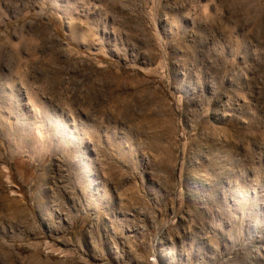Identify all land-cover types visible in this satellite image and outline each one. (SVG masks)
I'll use <instances>...</instances> for the list:
<instances>
[{
    "label": "rangeland",
    "instance_id": "obj_1",
    "mask_svg": "<svg viewBox=\"0 0 264 264\" xmlns=\"http://www.w3.org/2000/svg\"><path fill=\"white\" fill-rule=\"evenodd\" d=\"M0 264H264V0H0Z\"/></svg>",
    "mask_w": 264,
    "mask_h": 264
},
{
    "label": "bare ground",
    "instance_id": "obj_2",
    "mask_svg": "<svg viewBox=\"0 0 264 264\" xmlns=\"http://www.w3.org/2000/svg\"><path fill=\"white\" fill-rule=\"evenodd\" d=\"M24 123V122H23Z\"/></svg>",
    "mask_w": 264,
    "mask_h": 264
}]
</instances>
